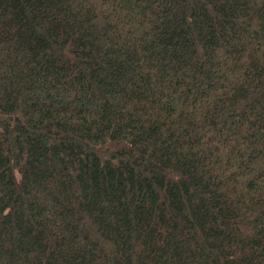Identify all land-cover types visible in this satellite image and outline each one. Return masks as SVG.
I'll use <instances>...</instances> for the list:
<instances>
[{"label":"trees","instance_id":"1","mask_svg":"<svg viewBox=\"0 0 264 264\" xmlns=\"http://www.w3.org/2000/svg\"><path fill=\"white\" fill-rule=\"evenodd\" d=\"M0 264H264V0H0Z\"/></svg>","mask_w":264,"mask_h":264}]
</instances>
